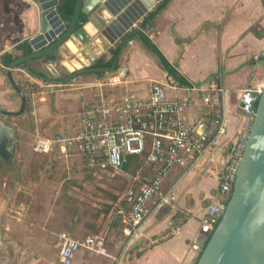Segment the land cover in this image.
<instances>
[{"label": "crops", "instance_id": "1", "mask_svg": "<svg viewBox=\"0 0 264 264\" xmlns=\"http://www.w3.org/2000/svg\"><path fill=\"white\" fill-rule=\"evenodd\" d=\"M146 16L133 29L140 28L139 24L144 23ZM40 26V11L33 1L0 0V109L16 112L21 107V99L7 77L10 68L3 66L1 57L7 53L16 59L24 57L25 52L17 47L29 43L39 33ZM88 31L95 32L91 25ZM141 33L158 47L186 82L201 84L221 78L226 89L221 110L228 127L224 138H233L241 128L238 109L241 91L264 83V57L256 59L258 53L264 51V0H171L149 25L141 28L139 35L132 33L125 48L118 53L117 71L124 70L127 75L124 86L144 97L152 81L178 82L168 75ZM130 40L133 45H129ZM103 43L99 41L104 47ZM120 45L111 46L100 59L109 61L112 50ZM52 58L54 61L48 57L32 61L33 70L47 74L52 80L64 81L69 74H57L62 68L57 64L61 59ZM20 65L23 67H15L12 75L16 83L21 84L27 104L34 105L33 119L38 137L75 133L83 109L82 95L93 99L100 90L102 76L90 72L67 83L60 82L67 89L51 96L50 91L44 89L56 83L36 79L27 73L24 64ZM40 86L44 89L40 90ZM121 88L104 90L111 95H120ZM179 94L180 91L168 90L170 98ZM71 107L77 116L74 123L67 117ZM201 113L199 109L188 108L183 119L191 123ZM52 152L36 153L48 155ZM73 152L71 156L81 158L95 176L114 172L91 166L75 147ZM223 165V157L211 150L204 155H188L184 164L172 168L163 181L170 203L160 209L150 206L140 237L124 234L125 224L118 212V209L128 208L122 197L136 184L133 177L121 197L112 196L109 189L101 191L93 183L72 185L70 178L58 185H33L25 218L21 220L16 211L19 216L12 224V233L0 235L3 240L0 241V264H62L59 244L63 233H70L79 240L99 233L105 239L107 255L80 249L72 264H195L208 238L200 230L201 219L206 208L221 199L218 174ZM74 174L82 176L81 173ZM66 175L73 173L69 171ZM3 207L0 206V214ZM172 228L176 229L172 236L151 248L142 249L145 238L166 235ZM7 237L10 238L9 252L1 246ZM195 244L200 250L192 248Z\"/></svg>", "mask_w": 264, "mask_h": 264}, {"label": "built area", "instance_id": "2", "mask_svg": "<svg viewBox=\"0 0 264 264\" xmlns=\"http://www.w3.org/2000/svg\"><path fill=\"white\" fill-rule=\"evenodd\" d=\"M129 45H133L132 40ZM263 57L264 51L258 53L256 59ZM108 73L107 78L101 80L100 90L93 99L82 95L83 109L75 133L60 132L49 138L38 137L34 141V150L49 153L58 146L75 147L91 166L103 171H121L130 157L147 151L146 164L153 174L134 176L132 180L136 184L129 187L122 197L128 208L118 209L127 236H141L150 206L160 209L170 203L163 187L164 178L172 168L184 164L188 155H204L213 150L223 157L224 165L218 174V193L222 198L226 197L235 185L264 83L241 91L238 103L242 113L241 128L233 138H224L228 127L221 108L226 89L220 77L188 85L152 81L148 84L147 94L141 97L124 86L127 83L124 70ZM120 86V95H111L104 90ZM168 90H177L180 94L170 98ZM192 107L202 113L188 123L183 114ZM222 198L210 204L201 219L200 230L208 237L216 230L224 214L226 204ZM175 232L176 229L172 228L166 235L145 238L142 249L157 245ZM104 242V236L99 233L82 240L63 233L59 244L60 261L72 264L75 253L80 249L107 255ZM192 248L200 250L196 244Z\"/></svg>", "mask_w": 264, "mask_h": 264}, {"label": "water", "instance_id": "3", "mask_svg": "<svg viewBox=\"0 0 264 264\" xmlns=\"http://www.w3.org/2000/svg\"><path fill=\"white\" fill-rule=\"evenodd\" d=\"M31 1L38 6L41 26L39 33L29 41L33 52L15 59L7 72L11 86L21 99V107L16 112L0 109V167L12 160L17 141V128L1 116H20L27 104L26 95L16 83L12 70L24 64L30 76L56 84L67 83L85 73L104 71L91 66L114 44H121V53L130 35H139L143 24L137 29L133 26L162 0H76L69 23L59 12L60 0ZM90 25L95 31L93 34L88 31ZM78 50L81 51L77 53ZM73 56L80 64L76 70L65 65ZM42 57H48L50 61H54L52 57L61 59V71L69 74L67 78L52 80L47 74L34 71L32 61ZM239 114L242 115L241 111ZM231 147L232 143L228 150ZM198 264H264V91L257 104L232 197Z\"/></svg>", "mask_w": 264, "mask_h": 264}, {"label": "rangeland", "instance_id": "4", "mask_svg": "<svg viewBox=\"0 0 264 264\" xmlns=\"http://www.w3.org/2000/svg\"><path fill=\"white\" fill-rule=\"evenodd\" d=\"M80 51L78 50L77 53ZM75 61V56H73L72 61H66L65 63ZM60 63L57 62L58 66ZM66 69L68 72L71 71L69 68ZM107 73L102 76V79L107 78L109 75ZM57 74H62V71L58 70ZM38 82L40 83V81ZM69 84L71 85L72 82ZM40 87H38L40 90L44 89L42 86ZM46 89L50 91L49 95L52 94L51 96H53L56 92L67 88L64 84H54L44 90ZM76 93L74 92V94ZM73 103L77 106L75 99H73ZM33 109V103L27 104L25 108L26 115L24 111L20 116H1L17 128V141L16 151L12 160L9 163H2L0 167V206L4 205L0 214V235L12 233V224L16 223V217L19 216L16 211H19L21 220L25 218L26 203L31 198L33 185H58L62 180L70 178L71 180L69 181H71L72 185L93 183L97 184L101 191L107 192L106 189H109L112 191V196L117 197L119 195L121 197L129 184V180L137 173L135 166L132 165L125 171L122 169L121 171H114L103 176L101 174H96L95 176L83 163L81 158L75 155L71 156V153H75L73 152V147L58 146L53 150L54 152L48 155L37 154L34 150V141L38 135L35 133ZM67 112L68 119L74 123L77 118L74 109L71 107ZM138 165L142 170L141 177L152 174V170L146 164L145 158ZM69 171L73 175H66ZM74 173H81L82 176L75 175ZM66 184H68V181ZM0 241L3 242V240ZM9 242L10 238L7 237L4 243L1 244L7 252H9L10 248Z\"/></svg>", "mask_w": 264, "mask_h": 264}, {"label": "trees", "instance_id": "5", "mask_svg": "<svg viewBox=\"0 0 264 264\" xmlns=\"http://www.w3.org/2000/svg\"><path fill=\"white\" fill-rule=\"evenodd\" d=\"M171 0H162L160 1V3L151 11L148 13V15L146 16V18L144 19V23L143 26H147L151 23V21L153 20V18L162 10L164 9L168 3ZM75 4H76V0H60V4H59V12L61 13V15L63 16L64 20L66 21V23L70 22V17L73 15L74 13V9H75ZM142 38L146 41V45L148 46V48L159 58L160 64L163 66V68L167 71L168 75L170 77L173 78V80H175L176 82H178L181 85H188V82H186L181 75L178 73V71L176 70V68L167 60V58L162 54V52L158 49V47L152 43L148 37H146L143 33H141ZM17 49H22L25 54H30L33 52L31 46L29 43H25L23 46L19 45L17 47ZM120 48H117L115 50H112V58L107 61L104 62L102 59L97 60L93 65L92 68H97V69H104V71H98L97 73H95L98 77L103 76L106 73L107 69H110L111 72H115L118 70V62L115 63V59L119 53ZM16 58L13 57V55L11 54H5L1 57V63L3 64V66H5L6 68H9L10 64L15 60ZM114 66V69H112V67ZM19 67H23V65H19ZM18 86L20 87V89L23 91V88L21 86V84L18 82ZM148 152H144L143 155L140 156H133L130 157L128 162L123 166V170H128V168H130L132 165L135 166V171H137L136 174L138 173H142V170L140 169L138 163L143 160L146 156H147ZM134 173V172H133ZM153 173V172H152ZM233 189L234 187H232L230 193L226 196V197H221L222 201L224 204H228V202L230 201L232 194H233ZM163 210V209H162ZM210 235L207 238V242L205 247L207 246V244L209 243L210 239H211ZM203 252V251H202ZM202 254V253H201ZM201 254L199 255L198 259L196 260L195 264H198L200 258H201Z\"/></svg>", "mask_w": 264, "mask_h": 264}, {"label": "bare ground", "instance_id": "6", "mask_svg": "<svg viewBox=\"0 0 264 264\" xmlns=\"http://www.w3.org/2000/svg\"><path fill=\"white\" fill-rule=\"evenodd\" d=\"M89 28V27H88ZM105 46V45H104ZM86 52V54H87V56L88 57H91V54L88 52V51H85ZM66 65H68V67L70 68V69H73V68H75V67H80V64L78 63V62H72L71 64L70 63H67Z\"/></svg>", "mask_w": 264, "mask_h": 264}]
</instances>
